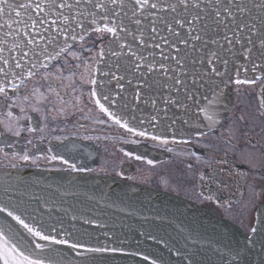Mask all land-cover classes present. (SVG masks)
I'll use <instances>...</instances> for the list:
<instances>
[{
  "label": "snow or ice",
  "instance_id": "obj_1",
  "mask_svg": "<svg viewBox=\"0 0 264 264\" xmlns=\"http://www.w3.org/2000/svg\"><path fill=\"white\" fill-rule=\"evenodd\" d=\"M89 32L100 38L106 34L111 37L93 57L103 63L104 70L103 79L99 81L89 71L88 83L94 86L90 97H96L99 88L102 99L116 109L112 111L100 99L95 100L109 120L134 137L163 144L169 141L157 134V129L170 131L173 143H176L177 132L189 137L197 132L202 136L198 131L202 127L201 115L209 122V128L216 123L214 107L223 94L221 86L226 87L230 82L236 85L255 83L256 78L250 80L246 74L257 70L264 74V0H0V96L9 98V90L19 93L21 86L27 87L26 81L37 75L49 79L50 73L39 70H47L49 62L62 53L80 59L76 52L70 51L73 45L69 44V39L83 42ZM85 63L87 65V61ZM56 72L60 73L61 69L57 68ZM242 72L244 79L240 78ZM56 79L63 77L57 75ZM49 92L64 103L56 88L50 87ZM30 95L36 98L37 104L47 99L38 87H34ZM24 99L28 100L29 96ZM260 106L264 109V99ZM32 111L43 113L44 109L34 106ZM48 111L64 113L55 106ZM46 127L39 129L41 134ZM5 128L15 137H20L23 131L18 123L6 124ZM36 131V128L27 127L30 134ZM44 139L41 135L40 140ZM54 139L63 143L67 137ZM27 145L31 148L25 146L20 151H12L8 167L76 173L92 171L65 158L52 147L45 153L32 139L27 140ZM5 147L15 149L16 146L7 142L0 146V153L7 158ZM125 154L131 156V153ZM192 155L200 160L196 153ZM40 161L45 164L41 165ZM55 163L62 167H51ZM216 178L214 168L208 174L199 175V180L206 185L216 183ZM5 183L8 203L0 202V213H6L20 228L9 223L0 225V264H99V257L104 254L140 257L151 264H165L160 257L140 248V241L135 250H126L123 247L126 240L117 241L110 232H103L106 240L100 241L90 229H103L107 225L94 218L95 213L87 215L89 210L79 215L73 213V223L68 227L62 221H45L38 209L24 218V212L18 208L24 201L14 202V195L18 198L28 196L49 213L52 208L38 194L20 190L21 184L28 186L26 181L17 180L15 185L10 181ZM206 199L212 200L213 195L209 194ZM154 219L163 221L165 217L158 215ZM249 232L243 247H228L227 252L216 250L221 264H253L247 258L257 245L258 264H264V214L256 219ZM139 235L146 241L164 243L170 253L173 251L172 245L162 236L152 232ZM198 254L199 249L175 248L177 264H199Z\"/></svg>",
  "mask_w": 264,
  "mask_h": 264
},
{
  "label": "flooded vegetation",
  "instance_id": "obj_2",
  "mask_svg": "<svg viewBox=\"0 0 264 264\" xmlns=\"http://www.w3.org/2000/svg\"><path fill=\"white\" fill-rule=\"evenodd\" d=\"M108 37L87 33L83 42L77 39L71 44L70 51L76 52L80 59L62 53L49 63L47 70H39L50 73L49 79L37 75L28 79L27 87L21 86L19 93L9 90V98L0 96V146L6 142L16 146L15 149L5 147L7 158L0 153V168H10L12 151H20L25 146L31 148L27 140L32 139L45 153L52 147L79 166L91 169L90 173L111 175L186 198L249 235L250 227L264 214V115H261L264 109L260 106L264 99V75L254 77L255 83L236 85L232 82V103L227 113L218 124L203 131L202 136L197 133L175 138L176 143L166 137L168 144L134 137L109 120L96 106L97 98L90 97L93 85L88 83L89 71L93 76L97 65L93 57ZM57 68L61 69L60 73L56 72ZM57 75L63 79H56ZM34 87L47 98L41 104L30 95ZM50 87L60 92L63 104L49 92ZM25 96L29 99L25 100ZM34 106L44 112L32 111ZM53 106L63 109L64 113L49 112ZM17 123L23 129L20 137L11 135L5 128L6 124ZM45 125L46 131L41 134L39 129ZM29 126L37 131L28 133ZM41 135L45 137L43 141ZM56 136L67 139L60 143L54 139ZM131 140L139 142L131 143ZM183 140L190 142L183 143ZM193 152L200 157L199 161ZM136 156L141 159H135ZM51 167L62 166L55 163ZM212 168L217 170L216 183L206 185L199 180V175L208 174ZM209 194L213 195L212 200L206 199Z\"/></svg>",
  "mask_w": 264,
  "mask_h": 264
},
{
  "label": "water",
  "instance_id": "obj_3",
  "mask_svg": "<svg viewBox=\"0 0 264 264\" xmlns=\"http://www.w3.org/2000/svg\"><path fill=\"white\" fill-rule=\"evenodd\" d=\"M110 39L109 36L102 45ZM72 43L73 41L69 39V44ZM56 50L59 51V48ZM103 70V63L97 62L93 77L98 81L103 79ZM262 75L264 74L259 70L246 74L248 79ZM240 78H245L243 72ZM231 83L226 87L221 86L223 94L219 104L214 107L216 123L211 128L220 122L232 103ZM100 91L97 88L96 98L100 99L105 107H110V110L115 111L114 106H110L102 99ZM201 123L202 127L198 130L199 132L211 129L208 127L209 122L204 120L202 115ZM149 131L152 130L149 129ZM157 134L173 138L170 131L157 129ZM194 134L197 132H193L192 135ZM186 137L189 136L181 135L179 132L175 136V138ZM17 180L26 181L28 185L25 187L21 184L20 190L38 194L48 201L52 208L49 213L46 208L30 200L28 196L18 198L14 195V202L18 199L24 201L23 204L18 205L19 210L24 212V218L27 219L28 213L38 209L44 214L45 221L49 223L62 221L64 226L68 227L73 223L71 221L73 213L79 215L84 210H89L87 215L92 216L95 213L94 218L107 225L103 229L95 227L90 229L100 241L106 240L103 232H110L117 241L126 240V244L123 245L126 250H135L137 241H140V248L160 257L165 264H177L178 257L175 255V248L184 250L185 246L191 250L199 249L196 257L199 264H221L220 254L216 250L227 252L228 247H243L248 236L239 226L186 198L106 174L47 171L42 168L25 167L0 168V202L8 203L4 193L5 187L8 186L5 181H10L12 185H15ZM89 196L93 199L89 200ZM158 215L165 219L163 221L154 219ZM145 217L148 219L145 220ZM6 223L12 224L14 228H20L15 221L7 217L6 213H0V225ZM20 231L23 230L20 229ZM140 232H152L154 235L164 237L168 244L172 245L173 251L170 253L164 243L156 244L152 240L146 241L139 235ZM193 241L196 243L193 244ZM256 252H259V245L255 252L247 258L253 264H258L260 260ZM99 264H151V262L142 261L140 257L104 254L99 257Z\"/></svg>",
  "mask_w": 264,
  "mask_h": 264
}]
</instances>
